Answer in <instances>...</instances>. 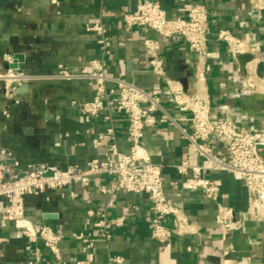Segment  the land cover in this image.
I'll return each instance as SVG.
<instances>
[{
	"label": "crops",
	"instance_id": "obj_1",
	"mask_svg": "<svg viewBox=\"0 0 264 264\" xmlns=\"http://www.w3.org/2000/svg\"><path fill=\"white\" fill-rule=\"evenodd\" d=\"M142 1L0 0V73L11 69L28 78L14 85L12 95L0 85V164L9 179L29 170L47 173L72 166L85 168L109 152V142L94 145L91 130L103 133L110 126L115 129L118 150L130 152L123 115L114 113L111 122L101 117L87 123L73 104L92 100L94 89L88 81L53 79L61 69L79 74L91 60L104 59L96 34L88 30L101 23L111 43L110 55L104 59L111 73L158 97L178 123H158L146 131L142 144L154 162L163 164L166 195L198 226L199 234H174L168 243H157L150 236L153 213L148 195L119 192L114 207H107L109 195L85 180L64 190L25 198L27 216L62 236L60 260L38 241L43 264H77L88 258L85 244L73 234L90 233L93 219L87 215L89 209L106 210L111 218H125L124 226L113 231L111 241L92 242L93 264H109L111 257L118 256L123 258L122 264H233L229 259L232 245L216 222L217 204L200 191L181 187L183 177L175 166L182 162L197 166L202 157L185 136L184 131H192L190 115L169 102L166 81L179 83L190 95H204L213 117L234 121L242 129H264V78L259 81V91L249 93L236 56L217 40L219 31H230L248 43L255 62H264V11L255 9L253 0H201L209 14L211 55L199 60L181 37L167 39L148 28L127 29L123 25L121 16L134 12ZM157 1L170 18L186 17L191 8V0ZM146 39L160 45L163 77L151 70ZM18 56L21 61H15ZM14 62L16 68L12 69ZM198 68L205 74L202 92ZM158 118L164 116L158 114ZM207 144L215 157L229 160L218 137L212 136ZM206 176L220 186V202L234 210L240 223V238L250 254L242 264H264V226L253 217L248 190L229 172L209 171ZM3 207L4 201H0V212ZM166 224L174 225L171 218ZM0 238L6 239L0 247V264L30 260L26 239L12 224H0Z\"/></svg>",
	"mask_w": 264,
	"mask_h": 264
},
{
	"label": "built area",
	"instance_id": "obj_2",
	"mask_svg": "<svg viewBox=\"0 0 264 264\" xmlns=\"http://www.w3.org/2000/svg\"><path fill=\"white\" fill-rule=\"evenodd\" d=\"M56 2V1H54ZM253 7L264 11V0H253ZM121 21L127 29L135 27L148 28L163 38L181 37L190 51L199 60L210 56L208 45L210 41L208 9L201 0H191V8L186 17L170 18L161 3L157 0H144L137 5L134 12L125 13ZM97 36L104 59L110 55L111 43L107 38L108 30L105 25L97 23L88 28ZM217 40L226 44L229 51L237 56L247 54L251 50L248 43L233 35L230 31L222 30L217 34ZM145 51L150 59L153 73L164 76L163 62L159 56L160 45L154 39H146ZM104 59H94L82 69L79 74H71L66 69L53 79L88 81L94 89L92 100L73 104L78 108L87 123L103 117L111 122L114 113L123 115L127 122L126 140L130 144V152L122 153L115 143V129L110 126L103 133H96L94 145L100 146L109 142V152L104 159H94L85 168L69 167L60 175L52 178H38L34 174L20 182L6 181L5 170L0 164V201H4L0 212V224L10 223L25 237L30 260L21 264H43L44 258L38 241H42L50 253L58 260L61 259L60 242L62 236L52 227L35 224L28 216L25 206L27 196H39L48 191L70 188L85 180H91L93 186L102 194L109 195L107 207H114L119 192L146 194L152 202V220L150 223L151 239L162 245L168 243L174 234L194 237L199 234V228L192 223L185 211L177 207L168 198L164 189L163 164L154 162L142 141L148 129L158 123L171 121L178 125L166 110L161 100L135 85L132 82L116 77L111 73ZM11 61L10 57L7 59ZM256 61V60H255ZM247 65V75L244 86L249 93L259 91L260 78L257 76L258 62ZM28 80L14 73L11 69L0 73V85L12 95L14 85ZM197 81L200 88L205 82L204 71L198 68ZM170 94L169 102L190 115L192 131L185 132L189 146L198 151L202 163L194 166L182 162L175 168L183 177L181 187L185 191H200L207 199L217 204L216 222L225 235L240 229V223L235 219L232 208L220 202V186L207 177L209 171H226L248 190L252 214L256 222L264 226V129H242L234 121L213 117L209 101L201 93L190 95L183 87L172 80L166 81ZM202 92V88L200 89ZM158 114L164 118L159 119ZM212 136L218 137L224 144L229 156L223 161L214 156L208 141ZM106 179L108 183H104ZM72 197H76L71 193ZM87 215L93 219L89 234H73V238L85 244L84 251L88 253L86 260L77 264H93V241L109 242L113 231L123 227L124 217L111 218L106 210L89 209ZM173 220V227L166 220ZM6 241L0 238V247ZM191 250V248H188ZM1 257V255H0ZM123 258L111 257L109 264H122Z\"/></svg>",
	"mask_w": 264,
	"mask_h": 264
},
{
	"label": "water",
	"instance_id": "obj_3",
	"mask_svg": "<svg viewBox=\"0 0 264 264\" xmlns=\"http://www.w3.org/2000/svg\"><path fill=\"white\" fill-rule=\"evenodd\" d=\"M22 57H16L15 61H21ZM236 59L239 62L241 73L243 75H247V65L251 62H254L256 60L255 56L253 54L247 53V54H238L236 56ZM12 69L16 68V62H14L13 65H11ZM257 76L260 79L264 78V62H259L257 64ZM62 171L60 170H51L47 173H43L37 170H29L28 173L19 174L17 173L12 179H9L5 175L6 181H14V182H20L22 180H26L30 175L34 174L38 178H52L54 175H60ZM241 230H232L228 232L225 235L226 241L232 245V251L229 255V259L233 262V264H242L244 259L249 258V248L247 245L241 240Z\"/></svg>",
	"mask_w": 264,
	"mask_h": 264
}]
</instances>
